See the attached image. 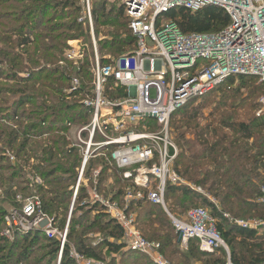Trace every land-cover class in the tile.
<instances>
[{
    "label": "built area",
    "instance_id": "2783aa9c",
    "mask_svg": "<svg viewBox=\"0 0 264 264\" xmlns=\"http://www.w3.org/2000/svg\"><path fill=\"white\" fill-rule=\"evenodd\" d=\"M118 1L135 45L121 56L100 58L98 43L93 42L96 58L89 70L91 86L80 101L90 119L76 127L70 147L71 150L78 148L82 156L72 188L71 212L80 190L85 187L90 200L105 207L107 214L122 228L128 251L145 256L152 264H173L165 257L162 245L146 239L138 228V216L130 208L146 201L168 214L184 247L195 240L201 252L213 255L223 251L224 264H236L211 211L194 207L182 217H175L167 208L168 187L188 186L175 169L178 149L170 129L175 114L189 104L197 106L230 78H252L264 86V0ZM83 2L82 20L93 29L91 0ZM207 7L219 8L229 18L228 24L218 32L186 34L174 19L169 23L163 21L174 10L196 14ZM82 85V81L73 78L69 95ZM259 103L264 108V95ZM263 114L264 110L258 116ZM98 158L109 160L122 180L130 182L122 203L114 201L112 193L99 192L101 168L94 169L89 178L86 176L89 163ZM189 187L218 206L202 187ZM259 202L264 203V198ZM35 213L33 203L25 205L23 214L15 216L13 225L25 228L26 221ZM229 222L237 228L264 235V217L229 218ZM68 230L69 226L64 232L50 226L45 232L50 240L61 244L59 261ZM71 256L77 264H107L75 250Z\"/></svg>",
    "mask_w": 264,
    "mask_h": 264
},
{
    "label": "trees",
    "instance_id": "16d2710c",
    "mask_svg": "<svg viewBox=\"0 0 264 264\" xmlns=\"http://www.w3.org/2000/svg\"><path fill=\"white\" fill-rule=\"evenodd\" d=\"M68 1L67 8L74 5L73 0ZM96 4L97 6L101 5L103 9L107 6L106 1L96 2ZM44 5L41 9L39 8V11L44 12L48 8L53 9L52 5L58 7L59 3L56 0H52ZM93 13L97 35L101 33L102 27L113 28L111 32L105 35L111 38L110 41H106V46L113 49L112 54L114 56H121L134 48L135 38L129 31L128 20L121 6L113 5L107 15L105 14L103 21L100 20L96 9ZM112 15H114V19L111 18ZM169 17L177 21L183 33L186 34L218 32L229 22L225 12L216 7H207L196 14L184 9H178L172 11ZM75 22L77 23L78 19ZM72 27L70 30H72ZM71 39L74 40V38ZM53 40L56 41V38H53ZM20 45H29V40L27 38L23 39ZM87 65L86 67H89L90 63L87 62ZM82 73L84 76L83 85L71 95L68 94L67 97L69 99L79 98L81 101L83 95L87 92V88L91 86L92 77L90 71L87 68L85 70L80 69L79 74ZM64 77L67 82H71L72 78L69 74L61 75V79ZM238 81L242 83L246 81L254 82L256 84L254 92L261 91V96L264 95L263 85L258 84L255 79L240 77L228 79L208 96L220 95L225 87L231 88ZM46 89L56 91V88L50 85ZM67 89L70 90L71 86H67ZM231 90L234 91L235 88H231ZM18 93L19 101L17 100L18 102H14L13 106L5 110V113L13 114L12 118L14 119L19 117L17 110L20 107L31 103V94H27L25 88L19 90ZM42 95L51 107H54L51 109L56 112L50 114L48 118H39L37 123L33 122L18 130L15 127L0 126V140L7 147H12L16 144L19 136L24 137L19 147L20 152L24 151L26 155H44L46 163H48V160L55 161L53 166H50V168L48 166L45 170H42L43 168L33 169L46 179L51 180V184L55 186V189L50 192L49 199L42 197L44 212L57 219L61 217L62 224L66 225L70 201H73L72 188L76 184L82 162L79 149H70L72 142L69 141L68 135L71 128H69L68 124L80 127L88 123L90 116L79 102L68 103L64 100L62 106L57 109L58 102L53 96L49 95V92H42ZM208 96L203 98L201 102ZM36 105L40 106L41 104L37 103ZM197 108L196 104L187 105L173 116L171 125L172 121L178 116L187 117L188 115V118H190L188 120L189 123L196 122L199 118V113H189L192 110H197ZM39 109H43V107ZM220 123V127L215 129H212L211 125L205 128H200L198 124L191 127L192 136L195 137L193 140L186 139L185 133L181 131L183 126L179 125L174 128V139L180 150L175 162L176 171L186 181L196 187H202L217 201L218 206L192 190L189 186H169L165 199L166 202H170L171 212H174L177 207L185 206L186 203L201 202L194 207L210 208L212 216L217 220L218 229L224 233L226 241L232 239L233 242L229 241V243L232 242V260L236 264H264V236H260L257 232L251 230L237 228L229 222V218L247 220L264 217V203L259 202L264 198V114L256 116L248 123L237 121ZM224 131L228 133H224ZM45 136V140L28 147L30 139ZM108 156L110 158V154ZM0 159H2V162L6 160L2 155H0ZM60 160L62 161L61 163L58 162ZM97 168L102 170L98 186L99 192L104 195L112 193L114 194L113 200L122 203L130 182L123 181L119 171L106 158L92 160L87 167L86 176L89 178L92 171ZM108 173L114 175L113 179L116 187L110 193L106 191L104 184ZM57 175L61 176L56 178ZM75 206L76 211L82 213V220L70 219L68 241L64 246L60 261V242L48 239L43 232L37 230L29 234L18 235L23 239V246L19 253H15L17 242L13 245L5 246L3 249L7 248L9 250L8 259L16 257V263L23 264L31 259L33 250L39 241L45 239L48 241L47 246L43 247L46 254L35 264H77L71 256L72 250L90 259L103 261L107 264H115L118 261H124L126 258L134 260L135 262L133 263L140 260L150 263L145 256L127 250L123 242L122 228L107 214L105 207L90 200L85 187L80 190ZM150 206L153 207L150 203L141 201L136 206H131L130 209L141 208L143 210L144 208L146 210L145 219L141 223L143 225V236L150 241L160 243L166 257V250L174 247L178 234L166 220L155 216ZM94 211H97L94 221L91 224L83 225L82 221ZM226 216H229V218ZM101 220L102 222H99ZM79 229L83 231L79 232ZM93 229L105 233L103 240L96 245L88 244L84 234L85 231ZM3 241L6 242L5 240ZM195 244L198 246L195 240L189 242L190 248L187 253H180L176 248L172 250L173 255H178L181 258L178 264H192L193 262H201L203 257H210V255L201 252L199 247L193 246ZM3 249L1 248L2 251H4ZM222 261L221 259L207 261L206 264H221L223 263Z\"/></svg>",
    "mask_w": 264,
    "mask_h": 264
},
{
    "label": "rangeland",
    "instance_id": "374dc122",
    "mask_svg": "<svg viewBox=\"0 0 264 264\" xmlns=\"http://www.w3.org/2000/svg\"><path fill=\"white\" fill-rule=\"evenodd\" d=\"M52 0H0V126L1 127H15V129L25 128L27 125L35 122L39 118H48L50 114L55 113L51 105L42 97V92H49L50 96L58 102V107L62 106L64 100L68 103H80L79 98L69 99L67 96L69 90L67 86H71V82H67L65 77L61 79V75L69 74L71 78H78L83 82V73L79 74V70L92 69V64L95 61L96 55L93 49L94 40L98 43L99 56L116 57L112 54L113 49L106 46V41L111 38L105 34L113 30L112 27H102L99 35L88 25L87 21L82 20L84 16L85 4L83 0H73L74 5L69 8L68 0H56L59 3L58 7L55 5L53 9L48 8L46 11H39L45 3H50ZM96 2H104L103 0H91L92 11L96 9L100 20H104L105 14L111 10L113 5H119L118 0L106 1L105 9ZM64 4V5H63ZM71 4V2H70ZM74 6V7H73ZM97 6V8H96ZM114 19V15L111 16ZM76 19L78 22L76 23ZM171 18L166 16L163 21L169 23ZM73 26V27H72ZM72 27V30L70 28ZM58 36V37H57ZM29 40V45H20L23 39ZM56 38V41L53 40ZM71 38H74L71 39ZM72 56V57H71ZM87 62L90 63L86 67ZM88 66V65H87ZM82 75V76H81ZM66 81V82H65ZM72 81V80H71ZM54 86L56 91L46 89L47 86ZM256 84L252 81L236 82L231 88L225 87L220 95H210L203 102L197 106V110L190 111L189 114L199 113V118L194 123H189L185 116H178L172 122L170 135L172 141L176 145L174 128L183 126L182 132L185 133L186 139H195L192 136L191 127L199 125L200 128H205L211 125L212 129L219 128L220 122H250L253 118L263 112L264 108L259 103L262 92H254ZM26 89L27 94H31V103H28L17 110L18 118H12L13 114L5 113L7 108L13 106V103L19 101V90ZM254 92V93H253ZM52 94V95H51ZM62 99V100H61ZM17 101V102H18ZM41 104L37 106L36 104ZM15 105V104H14ZM43 107V109H39ZM52 108V109H51ZM56 109V110H57ZM184 117V118H183ZM53 118V116H51ZM184 119V120H183ZM36 120V121H35ZM76 127L73 126L69 131V141H73ZM224 133H228L224 131ZM1 134V133H0ZM24 137L19 136L17 142L12 147H7L0 140V155L4 156L6 160L2 162L0 159V264H17V258L8 259V249L5 246L13 245L17 242L15 253H19L23 246L22 237L20 234H29L35 230L45 233L46 230L52 226L60 232H64L69 226L70 219H81V212L76 211L74 206L71 212L72 201H70L67 223L63 225L61 217L49 216L43 210L42 197L50 198V192L55 189L51 184V180L46 179L40 173L34 171L33 168H43L45 170L48 166H53L54 160H48L44 155L27 154L19 149ZM30 139V138H29ZM42 138H32L29 140L28 147L39 143ZM177 147V145H176ZM178 149V147H177ZM20 152V154H19ZM180 150L178 149V154ZM19 155V157H17ZM47 158V157H46ZM48 159V158H47ZM58 162H62L61 160ZM57 163V162H56ZM176 164V163H175ZM43 166V167H42ZM61 175H57L59 177ZM113 174L108 173L105 178L106 191L108 193L114 190ZM188 186L195 187L194 184L186 181ZM116 189V187H115ZM33 203L36 207L34 217L26 221L25 228L15 227L13 220L16 216L23 214L25 205ZM201 202L186 203L185 206L177 207L174 212L170 211V202H167V208L171 215L175 217H182L191 207L199 205ZM155 216L166 220L172 228V221L168 214L160 207H151ZM207 208L211 211L210 208ZM135 213L138 216V228L143 234L141 224L145 219L146 210L143 208H135ZM97 211L91 212L82 224H91L94 221ZM65 214V213H64ZM39 219L36 220V217ZM36 216V217H35ZM57 219V220H56ZM99 222H102L99 221ZM69 223V225H68ZM101 224V223H100ZM79 229V232H82ZM87 243L96 245L100 243L105 233L96 229L85 231ZM260 236H264L263 234ZM147 238V237H146ZM49 239V238H48ZM5 240L6 242H4ZM68 241V235L67 240ZM232 241V239H229ZM226 241L232 252L231 243ZM156 242V241H155ZM48 241L43 239L39 241L38 245L33 250L31 259L25 261L23 264H35L43 258L46 252L43 247L47 246ZM183 246L181 236L178 234V239L174 242V247L166 250L167 260L173 264H178L181 258L178 255H173L172 250H178L180 253H187L189 247ZM196 248L198 246L193 245ZM1 248L4 250L2 251ZM43 250V251H42ZM223 260L225 262L226 256L223 251L210 255V257H203L201 262H193L192 264H206L207 261ZM119 260V258H118ZM134 260L126 258L124 261H118L115 264H150L147 261L140 260L136 263ZM221 263V264H223ZM152 264V263H151Z\"/></svg>",
    "mask_w": 264,
    "mask_h": 264
}]
</instances>
